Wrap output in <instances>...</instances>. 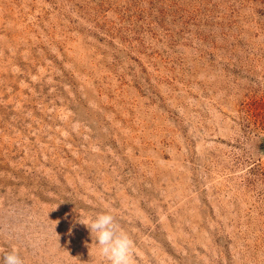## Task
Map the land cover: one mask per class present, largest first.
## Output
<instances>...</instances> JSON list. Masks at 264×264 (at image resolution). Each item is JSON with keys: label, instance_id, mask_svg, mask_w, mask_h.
I'll use <instances>...</instances> for the list:
<instances>
[{"label": "rangeland", "instance_id": "1", "mask_svg": "<svg viewBox=\"0 0 264 264\" xmlns=\"http://www.w3.org/2000/svg\"><path fill=\"white\" fill-rule=\"evenodd\" d=\"M264 264V0H0V261Z\"/></svg>", "mask_w": 264, "mask_h": 264}, {"label": "clouds", "instance_id": "2", "mask_svg": "<svg viewBox=\"0 0 264 264\" xmlns=\"http://www.w3.org/2000/svg\"><path fill=\"white\" fill-rule=\"evenodd\" d=\"M79 221L90 229V235L98 248L99 255L107 264H132L133 241L121 228L110 209L97 212L87 222L81 219ZM0 264H24V260L19 255V250L13 246Z\"/></svg>", "mask_w": 264, "mask_h": 264}]
</instances>
